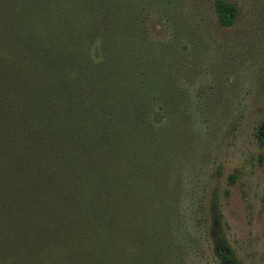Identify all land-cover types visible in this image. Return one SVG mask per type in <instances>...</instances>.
<instances>
[{
    "label": "rangeland",
    "instance_id": "obj_1",
    "mask_svg": "<svg viewBox=\"0 0 264 264\" xmlns=\"http://www.w3.org/2000/svg\"><path fill=\"white\" fill-rule=\"evenodd\" d=\"M226 1L236 9L231 25L218 21L212 0L69 5L67 26L80 21L84 39L94 23L97 44L119 68V97L142 111L128 121L138 129L120 164L126 204L117 231L128 262L264 264V0ZM32 187L24 223L33 215L42 226L44 201L56 197ZM211 231L234 260L217 257Z\"/></svg>",
    "mask_w": 264,
    "mask_h": 264
},
{
    "label": "trees",
    "instance_id": "obj_2",
    "mask_svg": "<svg viewBox=\"0 0 264 264\" xmlns=\"http://www.w3.org/2000/svg\"><path fill=\"white\" fill-rule=\"evenodd\" d=\"M70 3L0 0V264H146L128 262L117 231L126 204L120 164L138 129L128 121L142 111L119 97V68L97 44L94 23L84 39L80 21L67 26ZM212 4L221 24H233V4ZM38 184L56 197L44 201L42 226L33 215L25 224L21 207ZM211 237L221 262L234 260L224 237Z\"/></svg>",
    "mask_w": 264,
    "mask_h": 264
}]
</instances>
